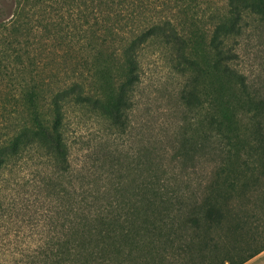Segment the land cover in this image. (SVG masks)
Here are the masks:
<instances>
[{"label":"trees","instance_id":"trees-1","mask_svg":"<svg viewBox=\"0 0 264 264\" xmlns=\"http://www.w3.org/2000/svg\"><path fill=\"white\" fill-rule=\"evenodd\" d=\"M61 2L68 20L23 22V75L13 72L0 96V182L22 162L37 190L23 199V251L12 264H243L263 251L262 218L235 212L236 183L221 180L264 170V90L235 65L239 39L264 24V0ZM156 51L194 73L190 97L204 89L197 147L223 139L217 155L204 150L217 164L198 189L146 163L130 182L117 163L108 183L85 181L87 167L71 163L70 108L124 131L142 57ZM256 198L264 204V191Z\"/></svg>","mask_w":264,"mask_h":264},{"label":"rangeland","instance_id":"rangeland-1","mask_svg":"<svg viewBox=\"0 0 264 264\" xmlns=\"http://www.w3.org/2000/svg\"><path fill=\"white\" fill-rule=\"evenodd\" d=\"M225 2L213 0L212 5L222 7ZM62 6L67 7L61 0H0V96L8 89L13 72L19 77L23 75V22L33 25L44 20L58 22L61 14L67 19ZM236 53L237 68L249 82L264 90V24L256 20L250 24L237 42ZM177 62L164 51L146 52L142 57L141 79L124 131L110 129L106 120L85 109L70 108L66 137L71 163L77 169L87 167L85 181L96 180L102 175L98 183L102 180L103 184L108 183L111 164L117 163L124 180L130 182L136 176L137 164L146 163L147 168L157 164L170 176H177L182 188L188 184L190 189H198L199 184H206L208 172L217 162L213 154L204 150L217 155L223 139L209 141L204 149L197 147L206 104L200 90L204 89L202 86L196 89L201 103L197 108V99L189 95L194 73L184 70ZM229 96L232 97L231 92ZM193 106L196 108L192 109ZM183 139L187 140L188 149L186 155L180 156L177 147ZM99 155L103 163L96 160ZM255 171V176L247 172L239 179L228 177L221 181L226 180L222 184L224 189L229 188L230 182L237 184L234 183L236 193L229 200L235 212L262 218L260 227L264 228V204L256 198L264 191V170ZM24 174L23 163L19 162L4 173L0 182V199L5 206L0 212L1 264L19 260L23 251V199L32 201L37 191L30 186L33 174L27 171ZM256 176L260 179L256 180Z\"/></svg>","mask_w":264,"mask_h":264},{"label":"crops","instance_id":"crops-1","mask_svg":"<svg viewBox=\"0 0 264 264\" xmlns=\"http://www.w3.org/2000/svg\"><path fill=\"white\" fill-rule=\"evenodd\" d=\"M243 264H264V250Z\"/></svg>","mask_w":264,"mask_h":264}]
</instances>
